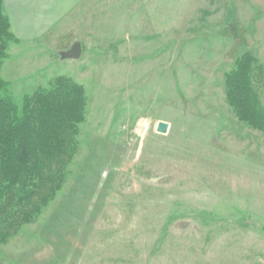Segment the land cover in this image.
<instances>
[{"label":"rangeland","instance_id":"rangeland-1","mask_svg":"<svg viewBox=\"0 0 264 264\" xmlns=\"http://www.w3.org/2000/svg\"><path fill=\"white\" fill-rule=\"evenodd\" d=\"M70 23L79 59L10 44L1 66L20 110L62 74L87 106L61 189L0 264H264V132L225 83L246 51L264 65V0H89Z\"/></svg>","mask_w":264,"mask_h":264},{"label":"trees","instance_id":"trees-1","mask_svg":"<svg viewBox=\"0 0 264 264\" xmlns=\"http://www.w3.org/2000/svg\"><path fill=\"white\" fill-rule=\"evenodd\" d=\"M16 41L0 0V244L33 221L61 189L87 106L86 87L66 74L25 96L21 110L3 96L8 82L1 66ZM225 77L226 100L236 116L264 132V65L246 51Z\"/></svg>","mask_w":264,"mask_h":264},{"label":"crops","instance_id":"crops-1","mask_svg":"<svg viewBox=\"0 0 264 264\" xmlns=\"http://www.w3.org/2000/svg\"><path fill=\"white\" fill-rule=\"evenodd\" d=\"M87 1L3 0L11 32L17 39L11 43V48H39L50 52L70 50L76 43L67 39L70 16Z\"/></svg>","mask_w":264,"mask_h":264},{"label":"water","instance_id":"water-1","mask_svg":"<svg viewBox=\"0 0 264 264\" xmlns=\"http://www.w3.org/2000/svg\"><path fill=\"white\" fill-rule=\"evenodd\" d=\"M82 43L77 41L75 44H73L72 48L67 51H63L61 53V56L64 59H79L82 55ZM169 127V124L165 121H161L159 123V128L158 130L161 132H166L167 128Z\"/></svg>","mask_w":264,"mask_h":264}]
</instances>
